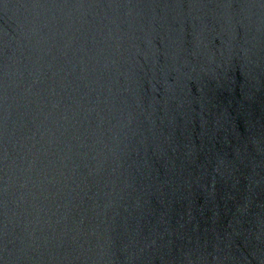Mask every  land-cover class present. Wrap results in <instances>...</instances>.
<instances>
[{
	"label": "water",
	"instance_id": "1",
	"mask_svg": "<svg viewBox=\"0 0 264 264\" xmlns=\"http://www.w3.org/2000/svg\"><path fill=\"white\" fill-rule=\"evenodd\" d=\"M0 264H264V0H0Z\"/></svg>",
	"mask_w": 264,
	"mask_h": 264
}]
</instances>
